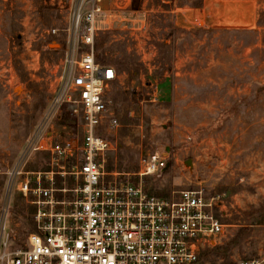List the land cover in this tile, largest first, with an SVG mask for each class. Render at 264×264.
Here are the masks:
<instances>
[{
  "label": "rangeland",
  "instance_id": "1",
  "mask_svg": "<svg viewBox=\"0 0 264 264\" xmlns=\"http://www.w3.org/2000/svg\"><path fill=\"white\" fill-rule=\"evenodd\" d=\"M59 3L0 0V213L9 208L17 238L33 229L34 206L21 184L51 165L41 141L75 144L82 132L78 95L58 100L52 93L55 65L77 47L70 11ZM258 3L256 29L226 28L222 20L230 15L221 9L175 12L169 0H119L98 22L95 54L143 64L107 92L120 125L103 128L116 144L106 168L135 173L144 158L161 154L166 167L143 178L150 191L221 196L226 207L217 214L227 238L206 264H233L264 250V0ZM163 41L166 59L157 46ZM72 179L57 175V185L73 187Z\"/></svg>",
  "mask_w": 264,
  "mask_h": 264
},
{
  "label": "built area",
  "instance_id": "2",
  "mask_svg": "<svg viewBox=\"0 0 264 264\" xmlns=\"http://www.w3.org/2000/svg\"><path fill=\"white\" fill-rule=\"evenodd\" d=\"M118 1L59 3L70 11L68 32L77 47L55 65L52 93L58 100L71 99L69 92L78 95L82 132L75 144L41 141L39 148L52 154L50 170L33 172L35 178L25 177L20 187L34 206L33 229L17 238L8 228L9 208L4 207L0 264H206V255L227 238L217 214L226 207L221 196L185 189L164 197L145 186V176L166 167L165 156L144 158L135 173L106 168L116 144L103 135V128L120 125L107 92L124 75L97 61L94 43L100 18ZM57 175L72 176L73 187L58 186ZM233 264H264V250L257 258Z\"/></svg>",
  "mask_w": 264,
  "mask_h": 264
},
{
  "label": "crops",
  "instance_id": "3",
  "mask_svg": "<svg viewBox=\"0 0 264 264\" xmlns=\"http://www.w3.org/2000/svg\"><path fill=\"white\" fill-rule=\"evenodd\" d=\"M55 0H51L53 2ZM166 1V0H164ZM191 1V0H188ZM172 11L183 13L189 12L193 16L202 10L211 13H216V9H221L230 17L223 19L222 23L228 25L226 28L232 29H256L258 28L259 15L261 12L258 0H219L215 5L211 0H203L202 4H191L187 2L183 5L178 4L177 0H171ZM216 7V8H215ZM215 8V9H214ZM214 9V10H213ZM213 20H211L212 22ZM214 22V21H213Z\"/></svg>",
  "mask_w": 264,
  "mask_h": 264
},
{
  "label": "trees",
  "instance_id": "4",
  "mask_svg": "<svg viewBox=\"0 0 264 264\" xmlns=\"http://www.w3.org/2000/svg\"><path fill=\"white\" fill-rule=\"evenodd\" d=\"M169 1H171V0H169ZM4 13H6V16H7V9L4 11ZM260 26L263 27L264 24H261ZM12 30H14L13 26H11V29H10L9 33ZM157 46L160 49V52H161V55H162L163 59H166V57L163 56V52L166 49L169 48L167 42L163 41V42L157 44ZM96 59L101 64L114 66L116 68L117 72L122 74V75H124V74L128 75V74H133V73L138 75L139 73H141L142 65H143V64L139 63L138 60L136 58L132 57V56H124L123 58H120V59H117V60H114V59L110 60V59L105 58L104 56H102L101 53L97 52L96 53ZM261 60H264V58H262ZM49 170H50V168H49Z\"/></svg>",
  "mask_w": 264,
  "mask_h": 264
}]
</instances>
